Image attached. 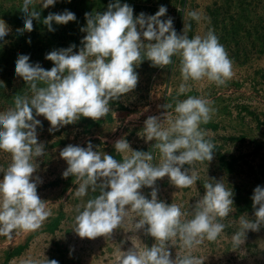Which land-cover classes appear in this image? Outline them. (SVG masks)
I'll return each mask as SVG.
<instances>
[{"label":"clouds","instance_id":"obj_1","mask_svg":"<svg viewBox=\"0 0 264 264\" xmlns=\"http://www.w3.org/2000/svg\"><path fill=\"white\" fill-rule=\"evenodd\" d=\"M33 3L23 0V27L15 33L17 37L33 31L34 19L42 20L52 32L56 30L53 22L66 25L77 19L68 9L49 12L42 18ZM56 3L40 0L43 9ZM166 14L167 7L161 5L155 14L134 15L130 4L110 0L106 11L85 13L87 23L81 31L86 35L78 51L72 43L46 54L45 59L53 62L50 69L32 62L29 54L17 55L15 75L30 86L32 95H17L14 107L0 112V150L11 154L8 168L0 169V233L10 234L17 228L35 231L51 215L46 200L37 191L42 179L34 176L39 166L36 158L45 155V145L38 139L43 122L38 117L50 122V133L81 117L99 121L111 111V102L121 100L137 87L139 73L135 69L145 59L152 66L164 68L172 63L174 55H179L184 81L206 78L223 84L232 77V61L213 32L193 38L184 31L178 34L171 17L161 19ZM192 15L198 19L196 13ZM8 35L6 22L0 21V47ZM188 90L181 84L179 93ZM211 104L209 99L188 96L176 103L175 116L165 112L163 119L147 117L143 135H139L145 142L155 140L161 154L158 165L152 163L149 151L132 149L124 137L114 143L116 152L131 153L123 161L93 150L91 141L86 146H65L60 151L67 163L62 176L76 178V195L84 197L89 190L99 192L77 208L75 232L82 238L110 236L118 228L132 233L131 247L116 256L115 264H204L207 257L195 252L205 239L216 241L224 232L226 225L220 221L234 210L233 190L226 188L222 180L209 178L189 219L180 205L160 200L155 185L165 176L179 188L199 180L191 166L210 162L215 150L200 128L201 122L211 119ZM144 187L151 188L150 198L140 191ZM251 199L254 215L240 216L231 237L233 249L245 244L249 230L264 227V185L254 188ZM141 231L154 238L152 246L142 241L138 235ZM178 242L181 250L173 257L171 248H177ZM48 264L58 261L48 260Z\"/></svg>","mask_w":264,"mask_h":264},{"label":"rangeland","instance_id":"obj_2","mask_svg":"<svg viewBox=\"0 0 264 264\" xmlns=\"http://www.w3.org/2000/svg\"><path fill=\"white\" fill-rule=\"evenodd\" d=\"M110 0H57L55 6L41 8L40 0H34L32 7L46 17L49 12L68 9L77 19L66 25L53 22L54 32L49 31L41 21L33 20V31H25L17 37L15 33L23 27L20 10L23 0H0V21L6 22L9 32L6 42L0 47V112L14 107L15 97L29 96L30 86L17 77L14 64L18 54H29L32 62H40L50 69L53 62L45 59L48 52L66 48L75 43L79 50L86 26L85 13L95 14L107 10ZM133 6L134 15L140 12L155 14L161 5L167 7L178 32L189 38L205 36L213 32L224 46L232 61L233 75L223 84L202 80L184 81L181 73V57L174 55L172 63L160 68L152 66L145 59L136 71L139 73L137 87L111 102V111L99 121L81 117L74 124L58 131H48L50 122L38 117L43 127L38 129V139L45 145V155L37 157L39 196L46 200L51 215L35 231L17 228L10 234L0 233V264H115L116 256L131 247L130 232L115 229L110 236L95 238L80 237L75 230L77 208L99 194L89 190L84 197H78L76 178H64L67 163L60 157V151L68 144L86 146L89 141L93 150L108 153L123 161L128 153H119L114 143L126 138L132 149L149 151L153 164L159 163L160 151L155 140L145 142L144 121L149 116H161L171 112L178 101L188 96H197L212 101L214 109L207 123L200 128L205 139L215 145L213 159L196 162L192 169L198 174L196 184L179 188L167 176L158 179L155 187L158 198L166 203L182 207L191 218L193 206L203 196L204 184L209 178L222 180L225 187L233 190V212L220 222L226 225L216 241L207 239L195 254L207 257L204 264H264V227L247 233L245 244L233 249L231 237L237 229L240 216L254 215L251 196L257 185H264V0H122ZM192 13H196L194 18ZM31 40V43L28 40ZM181 84L189 90L179 93ZM40 86H44L41 84ZM163 105H172L165 109ZM132 116L131 119L129 117ZM165 126L167 123L165 122ZM11 163V154L0 150V169L6 170ZM184 167H189L185 165ZM3 173L0 172V177ZM142 191L150 198L151 188ZM149 247L154 238L138 233ZM172 247V255L180 251Z\"/></svg>","mask_w":264,"mask_h":264}]
</instances>
